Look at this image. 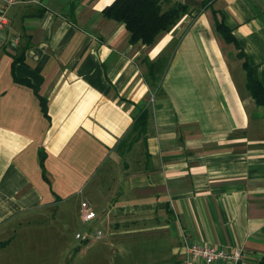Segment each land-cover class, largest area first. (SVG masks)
<instances>
[{
	"label": "crops",
	"instance_id": "0c3cea01",
	"mask_svg": "<svg viewBox=\"0 0 264 264\" xmlns=\"http://www.w3.org/2000/svg\"><path fill=\"white\" fill-rule=\"evenodd\" d=\"M177 1L191 12L149 46L131 44L124 25L102 15L108 0L9 7L0 264H183L187 243L240 247L264 264V106L243 65L264 86V0ZM221 18L236 44L217 29ZM144 56L167 58L156 87ZM143 103L147 133L119 155L114 146ZM84 201L96 213L90 222L80 219ZM95 230L103 237L76 238Z\"/></svg>",
	"mask_w": 264,
	"mask_h": 264
},
{
	"label": "trees",
	"instance_id": "16d2710c",
	"mask_svg": "<svg viewBox=\"0 0 264 264\" xmlns=\"http://www.w3.org/2000/svg\"><path fill=\"white\" fill-rule=\"evenodd\" d=\"M191 9L188 5L177 0H114L111 4L102 9V15L108 19L121 22L129 32L131 44L140 43L152 45L163 33L169 31L182 16L189 14ZM217 29L224 36L227 42L235 43L236 39L232 30L225 24L223 18L218 19ZM240 57L243 52L238 53ZM22 59V55L14 59V62ZM141 62L145 66V80L153 87H156L165 72L167 58L160 57L151 61L144 56ZM247 72V88L258 105L264 106V86L254 75L253 67L244 62ZM16 81L31 86L37 93V88L29 81L15 78ZM38 95V94H37ZM41 109L46 114V99L38 95ZM152 116L150 103H143L136 106L132 113V123L122 137L117 141L114 150L123 155L129 151L133 144L142 140L146 133ZM40 165L44 168V154L39 152ZM43 177L47 179L43 170ZM5 242H0L2 246Z\"/></svg>",
	"mask_w": 264,
	"mask_h": 264
},
{
	"label": "built area",
	"instance_id": "2783aa9c",
	"mask_svg": "<svg viewBox=\"0 0 264 264\" xmlns=\"http://www.w3.org/2000/svg\"><path fill=\"white\" fill-rule=\"evenodd\" d=\"M17 0H0V32L8 25L7 10L16 3ZM8 48H16L18 38L14 37L7 41ZM96 217V213L86 201L80 206V219L82 222H90ZM103 237L101 230H95L92 235L76 234L80 239H100ZM185 257L183 264H258L249 259L244 249L235 247L232 249L221 248L213 244L187 243L185 244Z\"/></svg>",
	"mask_w": 264,
	"mask_h": 264
},
{
	"label": "rangeland",
	"instance_id": "374dc122",
	"mask_svg": "<svg viewBox=\"0 0 264 264\" xmlns=\"http://www.w3.org/2000/svg\"><path fill=\"white\" fill-rule=\"evenodd\" d=\"M110 165H108L106 168L103 166V168L101 169V172L100 173H104L107 171V168L109 167ZM56 232V229H50V234L52 235V233ZM151 248H154L153 245L150 246ZM149 258L146 257V260H148ZM148 261H144L143 263L147 264Z\"/></svg>",
	"mask_w": 264,
	"mask_h": 264
},
{
	"label": "clouds",
	"instance_id": "9594fccd",
	"mask_svg": "<svg viewBox=\"0 0 264 264\" xmlns=\"http://www.w3.org/2000/svg\"><path fill=\"white\" fill-rule=\"evenodd\" d=\"M109 3H111V0H108Z\"/></svg>",
	"mask_w": 264,
	"mask_h": 264
}]
</instances>
